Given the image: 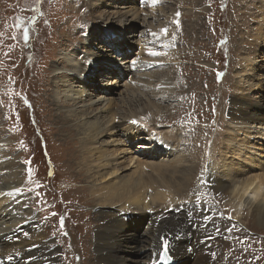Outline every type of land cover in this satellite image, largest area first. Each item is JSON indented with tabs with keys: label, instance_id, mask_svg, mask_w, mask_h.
<instances>
[{
	"label": "rangeland",
	"instance_id": "374dc122",
	"mask_svg": "<svg viewBox=\"0 0 264 264\" xmlns=\"http://www.w3.org/2000/svg\"><path fill=\"white\" fill-rule=\"evenodd\" d=\"M113 1L0 0V152L3 160H18L19 173L27 182L21 189L24 190L23 196L28 199L31 209L32 190L34 194L39 192L34 195L37 197L36 208H38H33V211L39 217L41 226L45 227L44 235L47 238L50 235H56L62 249L58 253V259L60 254L62 255L60 264H66L64 258L67 248L70 251V257H68L71 264H94L91 252L84 250V253L90 256L89 259L86 257L84 260L83 244L82 248L80 243V247H77L76 226L96 227L98 214L96 209L91 208L88 203L90 195L85 191L87 187L85 183L80 184L84 193L72 189L75 185L70 179L78 175L76 170L67 164L76 162L77 146L70 143L72 140L65 144L61 142L63 138L61 134L65 133L59 129L62 125L54 122L57 109H62V105L54 106L51 103L55 100L57 87L61 89L63 83L62 80L55 79L60 75H54L58 74L54 72V68L59 63L64 66L65 62L72 61L71 64L76 62V55L72 52L68 54V51L80 49V47L86 48L83 44L90 39L92 34H89L92 30L97 28L96 20L98 19L104 32L113 27L118 33L124 45L122 52L125 56L118 57L115 54L113 59H105L103 56L105 52L102 51L104 47H101V50L98 49L99 44L102 43H98L97 39H90L88 41L90 45H87L90 52L98 53L101 57L99 60L97 57L94 59V64L100 73L89 74L86 79H80L79 82L82 84L77 83L79 89H84V93L92 97L106 95L109 99L113 98L117 103L115 111L121 115H129L133 110L139 113L147 111L150 115L149 110L152 109V117L149 120L161 126L158 128L159 131L176 132L178 130L181 145L183 144L182 147L186 150L184 154L186 162L193 161L188 156L189 151L194 156L192 148H197L201 152L197 159L195 157L198 161L205 156L201 146L216 147L223 142L222 145L226 148L225 154H228L226 156H230L229 160L233 163L238 162L235 170L239 178L262 175L264 172V149H261L264 148V135L259 133L258 137L253 139L255 141L253 148L259 147V149L252 152L253 143L247 140L248 137H244L242 142H234L240 136L237 125H234L231 135L227 133V127H231L233 122L225 114L229 110L231 112L239 108V112L248 109L252 112L254 105L252 102L261 103L262 108L260 107L258 112H264V22L262 21L264 20V0H159L149 8L148 0H138L141 2L143 15H148L150 12L153 14L145 19V24H138L134 20L132 23L138 24L135 28L133 25L129 28L128 25L131 24L126 23L132 18L131 13L130 18L126 17L120 21L123 18L120 14H124L131 8L128 0H125L126 5H123L124 2L119 5L120 0ZM136 8L138 9L139 6ZM104 10L109 14H105ZM116 12L120 14L115 15ZM112 14H114L113 17H111ZM138 19L143 18L139 16ZM79 25L86 28H79ZM126 29L133 30V33L130 35V32L125 33ZM162 29L167 30L165 36L169 43L154 45L155 42L149 37V32L159 33ZM25 31L28 33L27 39H25ZM103 31L99 28V33ZM259 32L263 36H258ZM168 44L171 50L168 51V55L166 52L163 54L162 51ZM142 50L147 53L158 52V58L161 61H165L166 58V62H147L144 59L146 52L140 55ZM80 56L85 55L81 53ZM137 57L140 58L139 63L150 64V69L145 68L139 71V65L131 68V63ZM81 58L84 59V57ZM123 58L126 61H119ZM100 63L106 68L111 67L116 76L113 74L112 79L104 78L107 69L101 70ZM87 64L93 66L90 62ZM248 64L251 65V69L244 74L247 76L239 78L240 75L236 72L231 73L233 68L240 71ZM136 71H139L138 79L135 77ZM218 73L223 74L219 80ZM105 80L109 82L107 86L101 84ZM117 80L120 82L115 83ZM239 80L243 82V86L238 87ZM40 82H42L41 85ZM252 82L253 84L250 85ZM125 84H133L134 89H138L124 93L125 89L122 86ZM97 88L100 89L96 90ZM111 89L113 94H109ZM149 96L150 99L157 97L161 100L162 106H158L157 109V106L147 99ZM232 98L245 101L244 105H234ZM108 105L103 103L104 110L108 109ZM72 106H68L69 109L75 111L77 108L78 110L77 106ZM254 107L257 105L255 104ZM113 121L114 124H119L117 119ZM161 122H170V124ZM63 129L69 131L66 128ZM142 136L144 138V135ZM210 136H214L211 142L213 137ZM224 136L230 137V142L223 141ZM142 141L131 144L130 152L126 154L130 156L124 164V167L128 168L131 164V169L127 167L122 169L123 175H130L136 170L132 162L128 160L132 158L136 161V157L142 158V152L152 153L153 160H169L170 156L165 153L161 156L154 155L153 148L149 151L141 149L142 144H147L146 139ZM243 142L247 150L239 146ZM105 149L109 152L114 151L112 144ZM231 149H237L236 153L231 154ZM71 151L75 154L72 157ZM238 152H242L240 158L237 157ZM256 152L258 154H255ZM233 156L237 160L233 159ZM32 177L33 183L36 177H44L45 182L33 185L35 188L32 189ZM202 177L204 179L202 174H198L192 178V181L195 180L197 183L192 182L189 192L192 191L196 203L199 197L197 203L199 208L202 206L209 214L214 213L213 220L216 222L218 220L222 229L220 230L222 239L213 238L206 242L205 246L211 245L210 247L219 254L218 257L224 259V262L228 258L227 261L231 264H264V228L252 226L248 209L243 203L238 204L230 197H223V199L218 192L211 191L207 186L202 187L200 183L203 180ZM184 199L182 198V202L185 206L191 199H186L187 202ZM149 212L151 214V211H147V214ZM133 215L129 217H134L136 220L141 218L146 224L147 216ZM124 216V222L128 223L130 220ZM139 228L145 229L143 225ZM129 229L134 232L136 230L135 227ZM79 231L78 239H83L85 230L80 228ZM28 239L26 244L29 249L38 248L34 237L28 236ZM254 248L257 260L252 257ZM125 249L127 248H124L122 255L131 259L133 255ZM81 253L83 260H81ZM12 257L9 255L8 258Z\"/></svg>",
	"mask_w": 264,
	"mask_h": 264
},
{
	"label": "bare ground",
	"instance_id": "6f19581e",
	"mask_svg": "<svg viewBox=\"0 0 264 264\" xmlns=\"http://www.w3.org/2000/svg\"><path fill=\"white\" fill-rule=\"evenodd\" d=\"M118 1L119 0H114L113 2ZM158 1L159 0H157L156 3H158ZM125 2V0H120L119 5H122V3L126 5ZM147 4L149 8V6L153 4L152 0H148ZM128 5L131 6V8L124 12V14H120V12L114 13L115 15L120 14L123 17L120 21L124 20L126 17H132L126 21V23L131 24L128 25V27L131 26L132 28L133 25V28H135V26L140 23L145 24V19L153 14V12H150L148 15H143L141 2H138V0H128ZM136 6H139V8L137 9ZM105 11L106 10L103 11L105 14H109ZM130 13L131 15L129 17ZM114 14H112L111 17H113ZM139 16L143 18L142 20L140 19L142 22L138 19ZM134 20L138 24L134 25L132 23ZM99 21V19L96 20L97 28L92 30L89 35L92 34L90 37L91 40L97 39L98 43H102L99 44L98 49L104 47V50H102L105 52V54H103L104 58L113 59L115 54L116 56L118 55V57L121 55L125 56V53L122 52L124 51V45L120 37H118V33L113 27L104 32L101 22ZM262 21L264 22V20ZM78 27L82 29L86 28L83 25H79ZM99 28L103 32L99 33ZM128 32H130V35L133 33V30L126 29L125 33ZM259 35L263 36L261 32L258 33V36ZM121 36L123 37V35ZM149 37L155 42L154 45L168 42L164 32L154 33L150 31ZM89 40H86L85 44H83L87 49L85 47H80V49L77 48L68 51V54L72 52L76 55V62L74 64H71L73 62L70 61L71 63L65 62L64 66L61 63L55 66L54 72L58 74L54 75H60L56 76L55 79L59 81L62 80L63 83L61 89L57 87L55 91L56 96L54 97L55 100L51 103L54 106L58 104L62 105V109H57V114L54 112L56 114L54 122L62 125L59 129L63 130L65 133L61 134L63 137H61V142L65 144L69 140H72L70 143L77 146V149H75L76 155L71 151V157L74 155L77 157L75 160L76 162L68 163L69 165L67 164V166L74 168L78 175V177L70 179L73 185H75L72 189L84 193V189H82L80 184L82 182L85 183L87 186L85 187V191L90 195V201L88 200V203L91 208L96 209V213L98 214L96 227L93 225L85 226V228L76 226L78 231L77 247L80 243L82 248L83 244L84 249L82 248V251L84 260L86 257L87 259L90 257L84 253V250H87L91 252L90 254L93 256L94 264H154L159 251L165 249L174 257L177 264H231L227 261L228 258L227 260L225 259L224 262V259L218 257L219 254H216L213 248L210 247L211 245L205 246V243L211 241L213 238H217V240L222 239L220 233L222 229L218 224V220L217 222L213 220L214 213L209 214L202 206L201 208L197 206L198 202L196 203L192 191L189 192V188L192 187V182L197 183L195 180L192 181V178H194L195 175L202 174L204 176V179L203 177L201 178L203 179V183L200 182L202 187L207 186L211 191L218 192L221 198L230 197L238 204L243 203L246 209H248L252 226L264 228V172L262 175H251L246 178H239V174L237 170H235L238 162L233 163L229 160L230 156H226L228 154H225L226 148L222 145L223 142L216 147L213 145L210 148L201 146L205 156L198 159V161L196 159L200 156L201 152L197 148H192L194 156L191 151H189L188 155L190 159L192 158L194 161L192 165L193 161L186 162V156L184 155L186 150L183 149V144L181 145L177 132L178 130H176V132L173 130L167 132H164V130L159 131L158 128H161V126L149 120L152 117L151 108V110H149L151 112L150 115L147 111L139 113L134 112V110L130 112L129 115H121L115 111L117 103H115L113 98L109 99L106 95L92 97L84 93V89L81 90L77 86L82 84L79 80L86 79L89 74L100 73V71L97 70L96 64H94V59L98 58L97 60H99L101 57L98 53L90 52V49L87 47V45H90L88 42ZM170 50L171 47L170 44H168L162 52L163 54L166 52L168 55V51ZM117 51H119V53H117ZM144 52H146L144 54L145 61H161L158 55L156 57L152 56L144 50H142L140 55ZM81 53L85 56H80ZM81 57H84V59ZM139 60L140 58L137 57L131 63V68H133L134 65H139V71L145 68H147V70L150 69V64L139 63ZM119 61H126V59L123 58ZM87 62H90L93 66L88 65ZM161 62L165 63L166 58L165 61ZM100 64L101 70L107 69V76L105 75L104 78L112 79L114 75L116 76V74L112 72L113 69H111V67L106 68L102 63ZM94 68L95 70H93ZM250 69L251 65L248 64L240 71H238L237 68L236 70L233 68L231 73L235 74L236 72V74L240 75L239 78H241L242 76H247L244 74ZM139 71H136L135 77L137 79L140 78V75H137ZM64 76H66L65 79ZM119 82L120 80L115 81V83ZM41 83L42 82H40V85ZM101 84L107 86L109 82L105 80L104 83ZM252 84L253 82L250 83V85ZM240 86H243L241 80L238 82V87ZM122 87L125 89L124 93L128 90L134 91L138 89H134L135 85L133 84H125ZM99 89L100 88H97L96 90ZM104 91L107 92L108 90L105 89ZM109 94H113L112 89ZM147 99L156 105L157 109L158 106H162L160 103L161 100L157 97L150 99L149 96ZM244 102L245 101L237 100V98L233 99L234 105L242 106ZM103 103L109 104L107 110H104L105 105L102 106ZM252 103L257 105V107H254V105L252 106V112L248 111L249 109L239 112V108L231 112L228 109V113L225 114H227L228 118L234 123L229 122L232 128L228 126L227 133L231 135L233 128H235L234 125H237V128H239L237 131L240 136L235 139L234 142H242L245 139L244 137H248L249 139L247 140L253 143L251 145V150L253 152L259 149V147L253 148L255 142L253 139L258 137L259 133L264 135V112H258L261 103ZM70 105L77 106L78 110H83L78 111L76 108L74 111L69 109L70 107L68 106ZM114 119H117L119 124H114ZM248 121L252 123H248ZM161 123L170 124V122ZM63 128L69 131H65ZM66 134L68 135L65 137ZM142 135H144V138ZM210 137H213L210 140L211 142L214 136ZM229 138L224 136L223 141L230 142ZM143 139L147 140V144H142L140 146L141 149L144 148V150L149 151V149L153 148V150H155L154 155L161 156L162 153H165L170 156L169 160H153L152 153L142 152V158L136 157V161L132 158L128 160V162H132L136 170L130 175H123L121 170L127 167H124V164L127 157L130 156L126 154L130 152L131 144H133V142H141ZM99 143L103 144L100 145ZM244 143L245 142L240 143L239 146L247 150ZM109 144H112V149H114V151L109 152L108 149H105ZM102 145L104 146L102 147ZM191 145L192 144H190V146ZM158 147H161V149H158ZM261 149L263 150L264 148ZM231 150V154L237 151V149ZM241 153L242 152L237 153L238 158L241 157ZM255 154L258 153L256 152ZM232 158L237 160L235 156ZM120 165L122 166L120 167ZM130 167L131 164L129 168H127L131 169ZM144 168L145 171H143ZM19 170L20 167L18 166L17 159L3 160L0 152V264H3L4 260L8 258L9 255L10 257H14L13 260L17 261L16 264H60L62 255L60 254V258L58 259V253H60L59 251H62V249L56 235H50L49 238L44 235L45 227L41 226L39 217H37L33 211V208H38H36L37 197L34 195L39 192L34 194V190H32L31 209L28 205V199L23 196L25 192L21 189L27 182L23 178V175L19 173ZM114 178L118 180L113 181L112 179ZM44 182V177H36L33 183L32 177V189L35 188L33 185H38L39 183L43 184ZM48 193H50L49 190ZM85 197H87V195H85ZM184 197H186V199L190 198L191 200L187 202ZM182 198L184 201L186 200L187 205L184 206ZM147 211H151V214H147ZM133 214L147 216L145 229L138 228L135 232L129 229L131 227L124 222L123 216H134ZM205 216L208 217L207 221L204 220ZM76 222L79 224L81 223L79 221ZM180 225L182 228H180ZM80 228L85 230V236H82L83 239H78ZM217 228L219 231H217ZM28 236L34 237L38 248L33 250L28 248L26 244L27 240H29ZM124 248H127L133 255L131 259H127L122 255ZM66 252L64 261L66 264H71L69 259L70 251H68V248ZM83 256L81 253V260H83ZM252 257L256 258V260L258 259L256 249Z\"/></svg>",
	"mask_w": 264,
	"mask_h": 264
},
{
	"label": "snow or ice",
	"instance_id": "6c2138e0",
	"mask_svg": "<svg viewBox=\"0 0 264 264\" xmlns=\"http://www.w3.org/2000/svg\"><path fill=\"white\" fill-rule=\"evenodd\" d=\"M156 2H157V0H152V3H153V4H155ZM177 15H178V14H177ZM161 31L164 32L165 34H166V32H167L166 29H162ZM27 37H28V33H27V31H25V39H27ZM150 54H151L152 56H157V55H159V53H158V52H155V51L151 52ZM222 75H223V74L218 73V74H217V79L219 80V79L221 78ZM197 199H198V202H199V197H198ZM204 220L207 221V220H208V217L205 216V217H204ZM217 231H219L218 228H217ZM209 239H210V238H209ZM165 242H166V241H165Z\"/></svg>",
	"mask_w": 264,
	"mask_h": 264
}]
</instances>
